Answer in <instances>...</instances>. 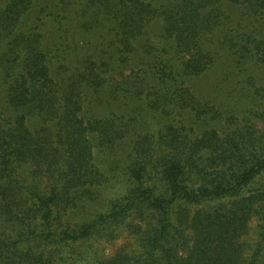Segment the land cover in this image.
I'll return each mask as SVG.
<instances>
[{
  "label": "trees",
  "instance_id": "trees-1",
  "mask_svg": "<svg viewBox=\"0 0 264 264\" xmlns=\"http://www.w3.org/2000/svg\"><path fill=\"white\" fill-rule=\"evenodd\" d=\"M0 264H264V0H0Z\"/></svg>",
  "mask_w": 264,
  "mask_h": 264
},
{
  "label": "rangeland",
  "instance_id": "rangeland-1",
  "mask_svg": "<svg viewBox=\"0 0 264 264\" xmlns=\"http://www.w3.org/2000/svg\"><path fill=\"white\" fill-rule=\"evenodd\" d=\"M84 209H80L76 213H74V218L79 221H84L97 211H100L103 207V202L101 201H85ZM112 246H116V243Z\"/></svg>",
  "mask_w": 264,
  "mask_h": 264
}]
</instances>
